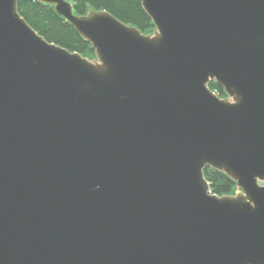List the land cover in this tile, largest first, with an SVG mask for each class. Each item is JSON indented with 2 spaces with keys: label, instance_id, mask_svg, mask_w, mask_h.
<instances>
[{
  "label": "water",
  "instance_id": "water-1",
  "mask_svg": "<svg viewBox=\"0 0 264 264\" xmlns=\"http://www.w3.org/2000/svg\"><path fill=\"white\" fill-rule=\"evenodd\" d=\"M17 1L0 0V264H264V0H140L151 34L35 0L95 59Z\"/></svg>",
  "mask_w": 264,
  "mask_h": 264
},
{
  "label": "trees",
  "instance_id": "trees-1",
  "mask_svg": "<svg viewBox=\"0 0 264 264\" xmlns=\"http://www.w3.org/2000/svg\"><path fill=\"white\" fill-rule=\"evenodd\" d=\"M73 3L78 14L87 13L90 8L106 10L121 21L135 26L144 34L155 31L153 20L143 8L140 0H68ZM19 13L46 40L68 50L79 52L90 59L96 58V51L87 39L60 15L51 4L35 0H18ZM210 88L220 97H227L224 87L215 80L210 81ZM204 175L213 193L223 196L236 193L239 189L226 173L206 166Z\"/></svg>",
  "mask_w": 264,
  "mask_h": 264
}]
</instances>
